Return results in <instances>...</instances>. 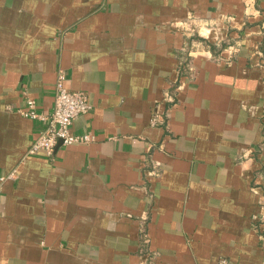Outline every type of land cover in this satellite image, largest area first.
Instances as JSON below:
<instances>
[{
    "label": "crops",
    "instance_id": "0c3cea01",
    "mask_svg": "<svg viewBox=\"0 0 264 264\" xmlns=\"http://www.w3.org/2000/svg\"><path fill=\"white\" fill-rule=\"evenodd\" d=\"M60 73L93 140L50 159ZM222 258L264 264V0H0V264Z\"/></svg>",
    "mask_w": 264,
    "mask_h": 264
},
{
    "label": "built area",
    "instance_id": "2783aa9c",
    "mask_svg": "<svg viewBox=\"0 0 264 264\" xmlns=\"http://www.w3.org/2000/svg\"><path fill=\"white\" fill-rule=\"evenodd\" d=\"M195 29H190V35H194L192 33H195ZM197 31L199 32L200 28ZM197 44L199 45V43ZM224 49L229 52L230 58L234 57L237 51V47L234 45H226ZM65 80L64 74L60 73L54 85V106L50 114L38 112L37 103L32 99L27 100L26 110L21 111L25 117L38 120L45 125L40 136L33 144L30 154L43 152L48 158L53 159L55 148L59 142L63 145H75L93 140L89 135L72 132L74 121L78 117L88 114L92 110V105L89 96L85 92L69 91L65 87ZM167 99L170 101L171 97L167 95ZM162 119L163 115L156 111L153 124L163 122ZM218 264H232V262L229 259L222 258Z\"/></svg>",
    "mask_w": 264,
    "mask_h": 264
}]
</instances>
